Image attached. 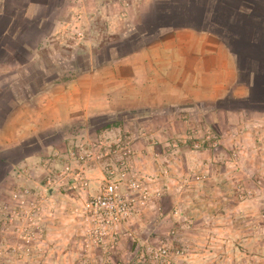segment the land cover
Here are the masks:
<instances>
[{"label":"crops","instance_id":"obj_1","mask_svg":"<svg viewBox=\"0 0 264 264\" xmlns=\"http://www.w3.org/2000/svg\"><path fill=\"white\" fill-rule=\"evenodd\" d=\"M125 131L162 189L151 208L178 209L135 220L137 243L175 229L177 251L191 248L181 264H255L264 225L247 217L264 200L238 196L264 180V0H0V206L26 192L49 208L36 264H71L89 224L79 208L104 186L106 164L75 177L71 150ZM218 131V147L185 142ZM46 174L53 189L38 188ZM131 241L114 263L133 264Z\"/></svg>","mask_w":264,"mask_h":264},{"label":"rangeland","instance_id":"obj_2","mask_svg":"<svg viewBox=\"0 0 264 264\" xmlns=\"http://www.w3.org/2000/svg\"><path fill=\"white\" fill-rule=\"evenodd\" d=\"M129 134L125 131L124 133L121 132L113 137H106L103 139H83L84 141L80 140L77 145L71 150V154H69L70 159L73 160V162L78 163L79 165H76L75 171H78V175L76 174L75 177H79L80 169H86L88 167L90 168H97L100 166H103L106 164V176L109 170L113 168H117V165L125 161L128 163L130 167V171L134 172L138 176H145L144 172L141 169V162L142 159H145L147 157V153L143 149H138L134 147V142L132 141V138L128 136ZM210 137L209 140H207V137ZM224 134L221 131H218L217 133H207L202 138H189L185 139V142L188 143H194L192 145L193 149H195V144H200L201 148L203 145H209L211 147H218L220 146V142H223ZM177 144L170 145L169 147L172 148V150L177 149ZM167 148V147H166ZM200 148V149H201ZM241 149V148H240ZM239 148H235L230 153V158L232 159V163L236 166L237 163H239L242 159L241 150ZM199 150V149H195ZM124 153L127 154L124 155ZM61 155H64L60 153ZM54 157H58V159L63 158V156H60L56 154ZM81 167V168H80ZM257 170V168L255 167ZM255 169L253 172H256ZM65 172V171H64ZM160 175L163 177L168 174L167 170H162L159 172ZM63 176V175H61ZM157 177V176H156ZM264 179V176L262 177ZM83 180L81 178L78 179ZM44 185L42 187H38L39 189L47 190V189H53L56 186L55 181L52 180L50 176H47L44 180ZM251 187H249L247 190H243L244 196H241V194L238 196L240 198H249L251 199H261L264 200V180L261 178H257L256 180L250 179ZM62 185V184H61ZM60 185V187H61ZM190 185L188 183L185 187L187 188ZM240 185V184H239ZM237 186L238 191H241V187ZM124 186L122 189L124 190ZM150 189H156L158 188L161 192L160 197L155 198L154 201L159 200L162 195V189L160 185L156 186V182H153L149 186ZM259 191L258 193L255 192V189ZM24 190H28L24 187ZM263 190V191H261ZM47 196V192L45 191V197ZM90 199V197H89ZM89 199H87L86 205H83L79 208L81 210L82 214L85 215V208L88 204ZM11 202L5 203L9 206H6L7 209L10 212L15 211L14 213H19V216L16 217L15 214H13L11 218V222L6 221L5 215H3V212L0 210V264H36L31 258L33 257L34 248L36 247L35 237H31L30 239L27 238L26 235H30V232L33 231L31 227H29L30 224V218L32 216L31 213V196L28 194H24L20 197H13L10 198ZM19 200H23L24 203L21 205L19 203ZM152 203L150 204V207L142 214L138 219L146 218V216H153L155 223L160 224L163 222H166V215L171 214V217H175L178 215V209L173 208L170 212L165 213V211L158 210V209H152ZM44 203H39L40 206V219L48 218V207L43 206ZM5 206V205H2ZM0 206V207H2ZM46 212V213H45ZM158 213L163 214V217H159ZM173 215V216H172ZM86 216V215H85ZM24 217H26L24 219ZM173 217V218H174ZM249 222H254L257 225H264V214L262 215H250L247 217ZM189 221V220H187ZM44 223V221H43ZM44 228V227H43ZM44 230V229H43ZM45 233V230L43 231ZM175 229H171L167 232H163V229L160 228L156 230V233L149 237L147 241H144V237L142 235V240L140 238V234H136L137 239L139 240L138 243L136 239L134 238V242H136L131 252L134 250H137L136 252V259L132 260L131 262L133 264H161L160 260H155L154 255L157 254V252L161 249L166 250L167 254V261L170 264H181V261L178 259V254H182L189 251L190 246L185 245L183 249H181L180 252L177 251L178 248L174 247V236L176 235ZM43 233V235H44ZM87 229L80 232V235L78 236L76 240L77 249L74 260L71 262V264H116L114 263V256L119 251L120 244L117 246L116 249L113 251L104 254V252L95 244H93L91 241H89L86 236ZM135 237V236H134ZM124 240V239H123ZM132 242V241H131ZM238 247V246H236ZM261 254L257 256L255 264H264V246L261 245ZM246 251H248V259L252 260L251 257L256 255V252H254V247L249 246L248 248L242 247ZM185 249V250H184ZM208 252V254L211 253V250L208 249L207 246L204 247V253ZM75 253V252H74ZM255 260V259H253ZM252 260V261H253ZM254 263V261H253ZM202 264H223V261L221 257H217L213 260L211 259H204V262ZM225 264V263H224ZM229 264V262H228Z\"/></svg>","mask_w":264,"mask_h":264},{"label":"built area","instance_id":"obj_3","mask_svg":"<svg viewBox=\"0 0 264 264\" xmlns=\"http://www.w3.org/2000/svg\"><path fill=\"white\" fill-rule=\"evenodd\" d=\"M210 137H207L209 140ZM195 149H200V144H195ZM124 155L127 156L126 153ZM154 182L153 178L138 176L130 171L128 163L120 162L117 168L108 171L104 186L100 191L91 197L85 208V215L88 219L86 236L93 244L98 246L104 254L117 248L123 239L134 240L132 224L150 207L152 201L160 197L158 188L150 189ZM125 187L124 190L122 187ZM28 194L26 192L23 193ZM29 195V194H28ZM23 205L24 201L19 200ZM31 213L29 227L33 229L28 239L36 236L38 232L37 221L40 219V206L35 202L31 203ZM7 222H11L12 215L16 217L19 213L10 212L6 206L0 207ZM163 214L158 213L159 217ZM11 217V218H10ZM26 217H24L25 219ZM155 260H160L161 264H170L167 259L166 250L161 249L154 255Z\"/></svg>","mask_w":264,"mask_h":264}]
</instances>
